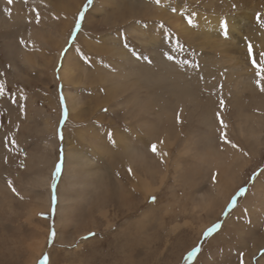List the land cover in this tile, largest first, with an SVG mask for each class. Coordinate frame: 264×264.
Here are the masks:
<instances>
[{
  "label": "rangeland",
  "instance_id": "obj_1",
  "mask_svg": "<svg viewBox=\"0 0 264 264\" xmlns=\"http://www.w3.org/2000/svg\"><path fill=\"white\" fill-rule=\"evenodd\" d=\"M261 22L264 0H0V264H264Z\"/></svg>",
  "mask_w": 264,
  "mask_h": 264
},
{
  "label": "snow or ice",
  "instance_id": "obj_2",
  "mask_svg": "<svg viewBox=\"0 0 264 264\" xmlns=\"http://www.w3.org/2000/svg\"><path fill=\"white\" fill-rule=\"evenodd\" d=\"M157 2L159 3V0H157ZM9 3H11V0H9ZM89 3H91V0H89ZM189 23H191V20H189ZM220 26L226 35L227 34V22L222 20L220 22ZM261 27H264V22H261ZM21 43H24V42L21 41ZM248 56H249V58L253 57V51H252V45L251 44L248 45ZM169 58L171 59V57H169ZM251 63H252V67L255 69L256 77L259 78V79H257L256 84L260 88V91L264 92V85H261V80L264 79V52L260 53V58L258 61L256 59H251ZM3 91H4V85L2 83H0V95L3 94ZM221 107H223V101H221ZM21 111H23V108H21ZM221 126L226 127V125H224L223 122H221ZM220 135H221L222 140H225V142H228L226 140L225 133L221 132ZM13 143H15V141H13ZM232 146L235 147V145H232ZM151 150L154 153H156V151H157L156 145H152ZM60 171H61L60 164H57L55 167V172L53 174V181H55V176L59 175ZM129 172H131V169H129ZM9 187L10 188L12 187L11 181H9ZM13 191H15V189H13ZM241 191H243V190H241ZM152 200L154 201L155 197H153ZM53 201H55V196H53ZM215 227H218V225H214L213 228H209L207 230V232L205 233V235H208L209 233H211L215 229ZM53 235H54V233H53ZM194 254L195 253L193 252L190 255H194ZM240 255H241V257L243 256L242 253ZM46 261H47V257H44L41 260L40 264H46ZM240 264H243V259H241Z\"/></svg>",
  "mask_w": 264,
  "mask_h": 264
},
{
  "label": "bare ground",
  "instance_id": "obj_3",
  "mask_svg": "<svg viewBox=\"0 0 264 264\" xmlns=\"http://www.w3.org/2000/svg\"><path fill=\"white\" fill-rule=\"evenodd\" d=\"M72 1L75 2V0H72ZM213 22H215V24H214ZM218 22H219V21H218V18H217V19L214 18V20L210 21V23H211V24H210V28H214V27H216L217 24H218ZM246 25H247V24H246ZM241 26H242V25H241ZM210 28H209V30H210ZM236 30H237V29H236ZM254 30H255V29H254ZM183 31L186 33V35H187V34L190 35V36L192 35V32H191L190 30L185 29V27H184ZM209 33H210V32H209ZM209 33H208V34H209ZM248 33H249L248 36H249L250 38H252V39H256V38H257V39L261 40V38H262V36H258L257 32L252 31V29L248 30ZM182 34H183V32H182ZM209 35H211V34H209ZM207 36H208V35H207ZM260 43L264 46V40H261ZM239 50H240L239 52H241V54H242L243 51H241V49H239ZM225 54H226V53H225ZM227 56H228V55H227ZM227 56H226V57H227ZM244 56H245V55H244ZM240 57H242V56L240 55ZM240 57H239V58H240ZM229 60L232 61V58H230ZM233 60H234V62H235V63H233V65L235 64V65H234L235 68L233 67V71H235V69L238 68V67H237L238 63L236 62L235 58H233ZM232 62H233V61H232ZM224 63H226V62H224ZM224 63H223V64H224ZM228 64H229V63H228ZM235 89H236V88H235ZM160 145H161V144H160ZM146 183H147V182H146ZM141 184L144 186V188H145L147 191H150V189H152V187H151V188L148 187V186H150V185H148V184H145V183H141ZM262 260H263V259H262ZM262 260H261V261H262ZM262 263H263V262H262ZM262 263H261V264H262Z\"/></svg>",
  "mask_w": 264,
  "mask_h": 264
}]
</instances>
